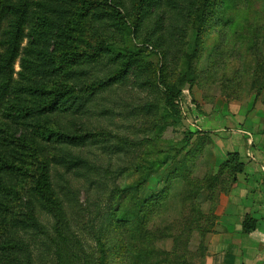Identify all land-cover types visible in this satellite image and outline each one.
<instances>
[{"label": "rangeland", "instance_id": "rangeland-1", "mask_svg": "<svg viewBox=\"0 0 264 264\" xmlns=\"http://www.w3.org/2000/svg\"><path fill=\"white\" fill-rule=\"evenodd\" d=\"M192 3L0 0V61L13 9H26L17 57L0 78L10 84L0 103V181L17 193L0 195V228L9 220L3 209L30 196L38 149L50 154L52 185L69 218L63 236L83 264H95L98 240L107 264H219L220 251L237 245L216 235L240 233L246 198L264 194V0H213L200 28ZM79 35L102 43L100 56L61 64ZM194 49L190 83L182 80L183 54ZM131 55L128 73L108 81ZM33 81L69 91L58 110L42 112L32 96L16 100ZM168 89L177 119L165 107ZM13 104L27 107L28 117ZM49 128L87 138L49 143ZM231 152L240 173L227 164ZM33 198L42 229L30 220L14 227L24 246L5 247L4 264H27L30 253L32 264H55L47 242L54 217Z\"/></svg>", "mask_w": 264, "mask_h": 264}, {"label": "trees", "instance_id": "trees-1", "mask_svg": "<svg viewBox=\"0 0 264 264\" xmlns=\"http://www.w3.org/2000/svg\"><path fill=\"white\" fill-rule=\"evenodd\" d=\"M213 0H193L192 3V11L194 12V16L196 19V22L198 23V27L200 28L203 23L206 21V15H207V7L211 5ZM87 5H91L89 1H86ZM142 2H148V0H141ZM26 7V4H24ZM89 8V7H88ZM182 6L179 5V9H181ZM14 13V19L11 24L10 29L8 30V36L6 40V46L4 53L1 56L0 61V78L3 79L4 75L9 73L11 71L13 62L15 58L17 57L20 41L23 36V23L26 20V9L19 10L18 8L13 9ZM192 14V12H191ZM76 42V45L74 49L66 50L62 53L64 56V59L60 61V63L69 64V62L72 60L73 63L77 59L80 58H86L95 60L98 56H100V53L103 50L102 43L92 45L89 41H87L84 37L81 35L77 36V38L74 39ZM137 55V54H136ZM136 55H131L127 60H125L122 63V68L119 70V72H116V74H113L112 77L108 78V81H113L115 79V75H126L129 71V69L133 66V61ZM67 56H69L67 58ZM184 67H185V74L182 76V80H186L190 83H193L194 79H196V71L193 70V61L195 57V49L191 53H184ZM71 59V60H69ZM69 60V61H67ZM67 61V62H65ZM72 63V64H73ZM193 77L192 79L189 77ZM24 79V78H22ZM100 84L93 87V89L99 88ZM10 90V84L9 82H0V103L4 101L7 93ZM19 96H16V100H21L25 96H32L39 100L38 107L42 112H54L58 110V107L62 104L64 98L69 94H67V90L65 87H56V86H45L43 84H39L37 81H33L31 85H25L18 89ZM178 93V92H177ZM67 94V95H66ZM174 89H168L165 91V107L167 110H170L173 114V116L177 119L179 118V110L176 109V106L174 105V97H175ZM14 105V104H13ZM15 108V109H14ZM13 112L16 115H20L21 117H28V112H25L27 107L24 106H18L16 107L14 105ZM45 133H48V139L49 143L52 142H79L81 137L87 138V136L84 135H75V134H69L65 132H59L55 131L53 129H48L44 131ZM40 142V140H39ZM59 142V143H60ZM185 142H189V138L185 139ZM130 144H133L129 142ZM32 145H34V142H31ZM185 145V144H184ZM183 147V146H182ZM36 152H39L41 155L36 156V159L34 161V169L35 174H30L29 180L31 181V187L26 190L25 194H29L24 202H22V206L17 205L14 208H10L9 206H6L3 211L7 213L9 216V220L7 221V224L3 225L5 223V220H3V223L1 224L0 228V237H1V243H0V264H4L5 260L8 259L9 252L3 253V251L6 249L5 247H9L11 245H16L14 249L20 250L22 249L23 240H17V232L14 227H17L20 224H24V221L30 220L33 221L32 224L35 222L34 225L37 224V219L34 209L32 208L33 204L30 203V200L33 198L34 200H37L38 203L44 208L47 209L51 215L54 217V225H52V229L50 231L51 236H54V238L51 240L48 239L47 242H51L53 245V248L55 249L54 252V263L55 264H83V262L77 257L76 253L73 252L75 250H69V246L73 247L74 244L71 242V240H65L64 238V229L69 225V218H67V211L61 202L60 198L58 197L57 193L55 192L53 185H52V179L50 174V154L46 153V151L41 152L40 150H35ZM52 156V155H51ZM167 160V159H166ZM164 159L161 164H164L166 162ZM27 166H31V162L27 163ZM227 164L233 169L234 172L240 173L243 169L242 162L239 161V154L237 152H231L228 154V160ZM0 195H3V197H6L8 200L13 195H17L15 188L12 186L10 181L1 180L0 181ZM20 200H18L19 202ZM1 210V208H0ZM4 213V214H5ZM23 221V222H22ZM257 224V219L250 215H245L242 223H241V232L244 234H247L251 232L253 229H255ZM36 228L42 229V226L39 224V226L36 225ZM37 231V232H38ZM44 231V230H43ZM46 232V231H44ZM59 236V238H57ZM17 240V241H15ZM19 242V244H18ZM98 250H99V256L95 260V264H107V256H106V246L104 245V242L102 240H98ZM28 254V253H27ZM31 255L30 253L28 256V263L32 264L31 262ZM85 264V262H84ZM88 264V263H87Z\"/></svg>", "mask_w": 264, "mask_h": 264}, {"label": "crops", "instance_id": "crops-1", "mask_svg": "<svg viewBox=\"0 0 264 264\" xmlns=\"http://www.w3.org/2000/svg\"><path fill=\"white\" fill-rule=\"evenodd\" d=\"M261 191H256L250 197L249 203H245L240 217L237 221V231L240 233H233L229 230L216 235L217 239L233 240V249L220 251L222 259L216 260L219 264H264V194ZM245 199V200H246ZM245 215H250L257 219L255 229L251 232L244 234L241 232V223ZM257 215V216H255ZM226 224L232 223L230 217H226ZM226 240V241H227ZM220 257V258H221ZM217 258V256L215 257Z\"/></svg>", "mask_w": 264, "mask_h": 264}]
</instances>
